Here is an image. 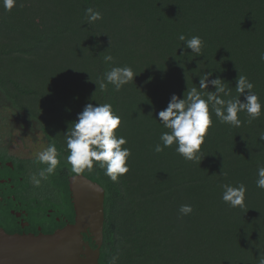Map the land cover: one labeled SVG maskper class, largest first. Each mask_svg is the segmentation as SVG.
<instances>
[{"label": "trees", "instance_id": "16d2710c", "mask_svg": "<svg viewBox=\"0 0 264 264\" xmlns=\"http://www.w3.org/2000/svg\"><path fill=\"white\" fill-rule=\"evenodd\" d=\"M87 8L102 19L89 23ZM180 35L199 36L201 54L184 48ZM261 54L264 0H16L10 11L0 3V95L17 115L39 123L61 157L44 185L61 221L52 218L42 232L62 228L64 219L73 223L68 181L83 175L105 192L98 264H113V258L114 264H259L264 254V189L256 186L257 168L264 166ZM106 55L113 61L105 62ZM123 66L137 75L134 84L116 91L109 83L101 91L98 78ZM208 71L210 79L229 84L230 95L221 94L225 100L239 96L236 78L246 76L261 115L249 122L240 112L241 126L234 127L221 123L210 106L213 124L200 163L185 160L175 143L156 153L161 134L170 131L157 113L173 94L183 98L194 85L199 88V77ZM206 91L215 89L210 85ZM88 103L111 104L121 118L115 135L127 140L122 148L131 155L129 172L117 181L98 162L80 173L66 162L65 133ZM17 164L30 174L45 167L36 158ZM224 184L245 185L244 208L222 201ZM185 204L193 211L181 215ZM84 240L95 248L89 237Z\"/></svg>", "mask_w": 264, "mask_h": 264}, {"label": "clouds", "instance_id": "9594fccd", "mask_svg": "<svg viewBox=\"0 0 264 264\" xmlns=\"http://www.w3.org/2000/svg\"><path fill=\"white\" fill-rule=\"evenodd\" d=\"M4 9L10 11L16 5V0H0ZM89 23L102 19V14L92 8L85 10ZM181 41H186L184 48L190 49L191 53L201 54L203 41L199 36H192L191 39L180 35ZM113 57L106 55L105 62H112ZM260 59L264 61V54ZM137 76L130 66L111 67L105 72L103 78H98L101 91L106 90L107 84H112L116 91L128 84L133 83ZM212 72L202 73L199 77V88L195 85L187 91V96L179 98L173 94L170 97L167 107L157 113V119L169 132H164L160 136L161 144L155 146L154 151L160 153L164 148L177 145L175 151L187 161L198 162L202 160L201 145L205 143L208 130L212 127L213 121L209 112L211 106L216 118L221 122L234 127H240L242 121L238 113L245 112L251 120L259 118L262 105L259 97L253 91L254 85L244 75L236 78L237 98L225 100L221 94L230 95L229 84L221 78L210 79ZM55 77V76H54ZM134 84V83H133ZM212 86L215 91L209 92L206 89ZM204 95L207 99L203 98ZM243 95V102L239 97ZM121 118L115 114L111 104L88 103L78 114L77 120L72 123V128L65 133L66 147L68 155L66 162L75 173H80L85 169L91 171L94 162H98L99 167L104 170V174L112 181H117L118 177L129 172L127 164L131 155L130 149L122 148L127 143L123 136H116L115 130L120 127ZM264 141V133L259 138ZM36 160L45 167L39 169L29 176L30 183L34 187H40L42 181H46L49 176L55 173L61 163L60 153L54 143L37 154ZM256 186L264 189V166L257 168ZM222 201L230 207L244 208L246 187L239 184L236 187L230 184L222 185ZM193 211L189 204L181 205L179 212L181 215H188ZM115 258H113L114 264ZM259 264H264V254H259Z\"/></svg>", "mask_w": 264, "mask_h": 264}, {"label": "water", "instance_id": "95a60500", "mask_svg": "<svg viewBox=\"0 0 264 264\" xmlns=\"http://www.w3.org/2000/svg\"><path fill=\"white\" fill-rule=\"evenodd\" d=\"M78 179L89 183L101 190L100 202V227L96 232H92L89 227L78 233V240H71L76 236L75 228L78 226V200L75 190L79 187ZM68 187L74 211L72 224H66L62 228L55 230L51 234H8L0 228V264H78L79 259L84 253L79 252L76 258L78 247L84 250L86 246L89 250L96 252L94 264H98L100 247L103 241L104 223V189L97 183L92 182L83 175H76L69 178ZM84 236L90 238L95 248H91L89 243L84 240ZM79 241V242H78ZM83 264V263H81Z\"/></svg>", "mask_w": 264, "mask_h": 264}, {"label": "flooded vegetation", "instance_id": "af4514ba", "mask_svg": "<svg viewBox=\"0 0 264 264\" xmlns=\"http://www.w3.org/2000/svg\"><path fill=\"white\" fill-rule=\"evenodd\" d=\"M27 159L9 154L0 145V224L3 225L0 228L4 231V226L15 229L11 234H46L42 230L51 224L52 218L56 222L61 221V218L56 216V209L49 206L50 193L44 191L46 182L42 181L40 187H34L29 180V170L25 172L23 167H17V161ZM30 220L37 223L33 224L36 234L31 232L33 225ZM64 222L68 224L67 219Z\"/></svg>", "mask_w": 264, "mask_h": 264}, {"label": "rangeland", "instance_id": "374dc122", "mask_svg": "<svg viewBox=\"0 0 264 264\" xmlns=\"http://www.w3.org/2000/svg\"><path fill=\"white\" fill-rule=\"evenodd\" d=\"M0 145L9 154L33 159L47 146L37 121L28 120L24 114L17 115L10 104L0 95ZM87 237V236H86Z\"/></svg>", "mask_w": 264, "mask_h": 264}, {"label": "bare ground", "instance_id": "6f19581e", "mask_svg": "<svg viewBox=\"0 0 264 264\" xmlns=\"http://www.w3.org/2000/svg\"><path fill=\"white\" fill-rule=\"evenodd\" d=\"M79 187L76 188L75 193L79 197L78 200V226L75 228L76 236H72L71 240L75 238L78 240V233L85 230L87 227L91 229L92 232L98 234L100 227V202H101V190L89 183L84 182L82 179H78ZM79 242V241H78ZM87 243V242H86ZM79 252L84 253V256L78 258ZM96 257V252L91 251L86 248L84 250L78 247V252H76V258L79 259L78 264H94Z\"/></svg>", "mask_w": 264, "mask_h": 264}]
</instances>
